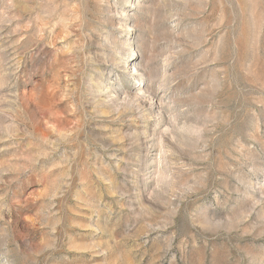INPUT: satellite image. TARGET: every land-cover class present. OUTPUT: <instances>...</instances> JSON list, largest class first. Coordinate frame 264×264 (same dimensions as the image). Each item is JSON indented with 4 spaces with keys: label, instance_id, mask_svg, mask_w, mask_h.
Instances as JSON below:
<instances>
[{
    "label": "rangeland",
    "instance_id": "374dc122",
    "mask_svg": "<svg viewBox=\"0 0 264 264\" xmlns=\"http://www.w3.org/2000/svg\"><path fill=\"white\" fill-rule=\"evenodd\" d=\"M0 264H264V0H0Z\"/></svg>",
    "mask_w": 264,
    "mask_h": 264
}]
</instances>
